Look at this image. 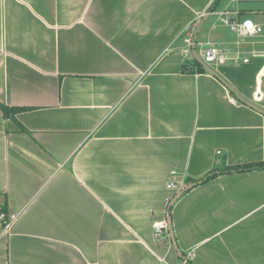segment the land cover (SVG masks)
Instances as JSON below:
<instances>
[{
	"label": "crops",
	"instance_id": "obj_1",
	"mask_svg": "<svg viewBox=\"0 0 264 264\" xmlns=\"http://www.w3.org/2000/svg\"><path fill=\"white\" fill-rule=\"evenodd\" d=\"M254 1L0 0V104L24 109L0 110V210L14 217L8 231L0 220V264H178L187 252L192 264H264V170L191 188L172 205L174 243L152 235L170 181L201 178L219 154L264 162ZM227 12L263 33L240 41ZM194 20L195 41L227 61L184 74Z\"/></svg>",
	"mask_w": 264,
	"mask_h": 264
},
{
	"label": "built area",
	"instance_id": "obj_2",
	"mask_svg": "<svg viewBox=\"0 0 264 264\" xmlns=\"http://www.w3.org/2000/svg\"><path fill=\"white\" fill-rule=\"evenodd\" d=\"M224 19H222V22L229 26L237 35L238 39L240 41H244L246 38L259 36L263 33L262 27L260 25L255 24L251 20H244L243 22L239 23L230 18V13L227 12L224 15ZM198 22L194 20L193 22L187 24L182 32L183 42L186 46V48L194 54L197 58H199L203 64L206 66L210 65H222L227 61V53L217 46L207 43H197L195 41V31L197 28ZM240 41L236 44L239 46ZM263 56L264 54H259L257 52H252V57H259ZM249 58H244L242 62L248 63ZM233 103L235 101L232 100ZM219 154V153H218ZM171 177L174 178L176 176V172H171ZM168 189L176 192L175 194L179 193L184 188V181H181V183L176 184L175 181H170L168 184ZM170 201V200H169ZM168 201V202H169ZM0 220L3 222V228L5 231H8L11 227L12 221L14 220V217H8L5 214L0 215ZM154 240L160 242V243H167L170 244V236L168 232V223L166 219V213L165 218L159 222H157L154 225L153 232H152ZM159 264H167L165 261H160ZM178 264H192V253L187 252L183 254L181 257V260Z\"/></svg>",
	"mask_w": 264,
	"mask_h": 264
},
{
	"label": "trees",
	"instance_id": "obj_3",
	"mask_svg": "<svg viewBox=\"0 0 264 264\" xmlns=\"http://www.w3.org/2000/svg\"><path fill=\"white\" fill-rule=\"evenodd\" d=\"M215 6H216V2L213 3L212 6L208 9L209 12H213L215 10ZM206 71H207L206 65L203 64V62L199 58H197L196 56H193V58L191 60H185L182 63V72L184 74L205 73ZM0 110L2 111L3 116L5 118L15 120V115L17 113L23 111L24 109H22V108H8V107L0 104ZM254 170H264V162L258 163V164L242 165V166H229L226 164L224 156L219 154V155H217V157L214 161L212 169L210 171H208L204 176H202L199 179H190V178L184 179V188L181 192L183 195L186 192H188L191 188H193L197 185L204 184L208 181L214 180L221 175L243 173V172L254 171ZM175 196H176V194L170 199V201L167 204L166 211H165L166 219L167 218L171 219L172 205H170V202ZM1 213H4V214L6 213L4 207L0 210V214ZM171 242L172 241L170 239V243ZM172 244H173V242H172Z\"/></svg>",
	"mask_w": 264,
	"mask_h": 264
},
{
	"label": "water",
	"instance_id": "obj_4",
	"mask_svg": "<svg viewBox=\"0 0 264 264\" xmlns=\"http://www.w3.org/2000/svg\"><path fill=\"white\" fill-rule=\"evenodd\" d=\"M207 68V66H206ZM208 71V70H207ZM185 190V189H184ZM182 195V192L180 191L179 193L176 194V196L171 200L170 205H173V203ZM167 223H168V232H169V236L171 241L174 243V238L172 235V231H171V223H170V219L167 218Z\"/></svg>",
	"mask_w": 264,
	"mask_h": 264
},
{
	"label": "rangeland",
	"instance_id": "obj_5",
	"mask_svg": "<svg viewBox=\"0 0 264 264\" xmlns=\"http://www.w3.org/2000/svg\"><path fill=\"white\" fill-rule=\"evenodd\" d=\"M238 3L243 7L245 6L254 7L252 9H255V7L258 6V1H254V0H239ZM227 8L229 9L230 7L228 6ZM160 244L168 245L167 243H160Z\"/></svg>",
	"mask_w": 264,
	"mask_h": 264
}]
</instances>
